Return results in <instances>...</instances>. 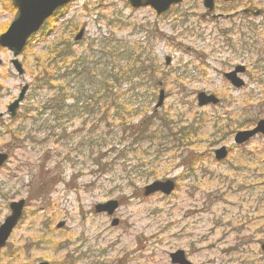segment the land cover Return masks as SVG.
<instances>
[{
  "label": "rangeland",
  "instance_id": "obj_1",
  "mask_svg": "<svg viewBox=\"0 0 264 264\" xmlns=\"http://www.w3.org/2000/svg\"><path fill=\"white\" fill-rule=\"evenodd\" d=\"M226 4L264 9V0H217L216 13ZM206 11L203 0L160 15L127 0H73L18 56L22 75L0 47V151L9 154L0 224L11 201H26L0 264H174L176 250L194 264H264V137L234 142L264 118V15L213 21ZM16 15L12 0H0V34ZM237 65L247 69L239 89L224 77ZM117 68L138 73L140 84L110 92L108 80L111 99L96 103L100 73ZM44 80L63 84L62 113L48 107L56 90ZM26 84L11 118L8 105ZM200 91L220 102L199 107ZM112 98L120 112H106ZM221 146L230 153L218 161ZM165 179L176 182L170 195H143ZM112 199L113 215L95 212Z\"/></svg>",
  "mask_w": 264,
  "mask_h": 264
},
{
  "label": "water",
  "instance_id": "obj_2",
  "mask_svg": "<svg viewBox=\"0 0 264 264\" xmlns=\"http://www.w3.org/2000/svg\"><path fill=\"white\" fill-rule=\"evenodd\" d=\"M72 0H12L14 7L17 9V15L12 21L8 29L0 35V46L8 48L13 52L12 63L22 75L24 70L22 64L16 58L19 56L25 46L27 45L28 40L32 35L38 32L41 26L44 24L46 19L52 16L55 11L62 7L63 5L69 3ZM133 7L141 6H151L158 14H161L167 11L173 4L179 3L182 0H128ZM205 8L208 10L214 9V0H203ZM259 11H256L257 15ZM83 35V30L76 36V39H80ZM169 60V59H168ZM169 62V61H168ZM245 68L242 65L236 67V69L225 73V77L230 81V83L235 88H241L244 86V80L238 75V73L244 72ZM28 89V85H25L18 98L14 100L8 107L11 116L16 115L17 108L19 107L20 102L24 99L25 93ZM165 98L164 90L160 91L159 100L156 104V108L163 105ZM220 99L211 93H206L200 91L197 94V102L199 106H205L208 104L216 105ZM257 134H262L264 136V119H261L257 124L250 129L239 130L235 134L236 144H243ZM228 155V149L226 146H221L215 150V157L218 160L224 159ZM7 158L6 154L0 153V165ZM175 189V182L173 179L166 180H155L144 187L143 194L149 196L156 192H162L166 195H169ZM24 200L19 202H13L11 204L12 213L4 220L0 225V248L6 244L12 230L17 225L21 215L22 209L24 207ZM119 206L117 200H109L105 203H100L96 205L97 212H107L109 215H112L114 211ZM117 219L113 220V224H117ZM261 249L264 253V243L261 245ZM171 259L173 263L176 264H192L185 256L183 250H177L171 253ZM38 264H49L48 262H40Z\"/></svg>",
  "mask_w": 264,
  "mask_h": 264
},
{
  "label": "trees",
  "instance_id": "obj_3",
  "mask_svg": "<svg viewBox=\"0 0 264 264\" xmlns=\"http://www.w3.org/2000/svg\"><path fill=\"white\" fill-rule=\"evenodd\" d=\"M123 52V51H122ZM153 75V73L150 75V76H152ZM99 76H102V78L101 79H103V81H100V90H102V91H104V92H100L99 94H97V95H99V97H96V96H94L92 99H94L95 100V102L97 103V102H99V103H101V99L102 98H104L105 96H107V95H105V87H104V84H106L107 82H108V80H109V85H110V92H111V86L114 84L115 86H119L121 83H123V82H127V81H134V83H133V87H132V89L133 90H135V88H136V86H138L140 83L139 82H136L135 83V80L138 78V76H139V74L138 73H135L134 71H118V68H117V71H109V73H107V72H101L100 73V75ZM142 77H144V74L142 75ZM44 85H48L49 87H50V89H53V90H56L54 93H53V95H52V97L48 100L49 102H50V104L51 105H48V107H51L52 106V110H53V112H54V115H56V114H60V113H62L61 111L63 110V108H64V106H63V101H64V86H63V84H53V83H51L50 81H45L44 80ZM48 86H47V88H48ZM112 96V95H111ZM107 98H110V95H108L107 96ZM91 99V100H92ZM111 99V98H110ZM113 99V98H112ZM114 100V99H113ZM111 100V103H109L108 104V108H107V110H106V112L108 111V109H110V108H112L113 106L114 107H117V109L119 110V112H120V109H121V107H122V103H120V104H118L117 106H115V105H113V103L112 102H116V100ZM117 103H119V102H117ZM43 109H47V106L45 105V106H43ZM128 110V109H127ZM126 110V111H127ZM128 112H130L129 113V117H128V119H127V121H126V123L127 122H129V121H131V117L132 116H136L137 114V111H128ZM139 114H142V113H140L139 112ZM152 115V114H151ZM142 124L143 123H139V125H134V129H138L137 130V133H140V131L142 130L141 129V126H142ZM135 133V132H134ZM178 133H175V135H177ZM179 134H180V138H179V140H180V142H183L184 141V134H185V129L184 128H182L180 131H179ZM153 171H147V174L149 175V174H151Z\"/></svg>",
  "mask_w": 264,
  "mask_h": 264
},
{
  "label": "flooded vegetation",
  "instance_id": "obj_4",
  "mask_svg": "<svg viewBox=\"0 0 264 264\" xmlns=\"http://www.w3.org/2000/svg\"><path fill=\"white\" fill-rule=\"evenodd\" d=\"M216 1L217 0H215V3H216ZM224 1L232 2L233 0H224ZM225 6H226V8H224V10L221 13H216V11L214 10L212 12H207L205 14V16L210 18L211 20L213 19V21H216V20L225 19V18L230 20V19H235L237 17H240V19H241V18H244V16H246V15H248L250 17V16L254 15L255 10L260 11V14L258 16L264 15V9H259V8L255 9V8H253V6L252 7H244V8H241L240 10L238 8H235V7H237V5H230L229 6V4H226ZM1 152L6 153L9 157V154L7 152H5V151H1ZM3 166L4 165H2L0 167V169Z\"/></svg>",
  "mask_w": 264,
  "mask_h": 264
}]
</instances>
